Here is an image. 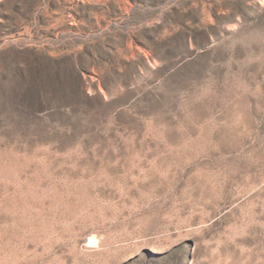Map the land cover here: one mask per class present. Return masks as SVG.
<instances>
[{
    "label": "rangeland",
    "instance_id": "obj_1",
    "mask_svg": "<svg viewBox=\"0 0 264 264\" xmlns=\"http://www.w3.org/2000/svg\"><path fill=\"white\" fill-rule=\"evenodd\" d=\"M0 264H264V0H0Z\"/></svg>",
    "mask_w": 264,
    "mask_h": 264
}]
</instances>
